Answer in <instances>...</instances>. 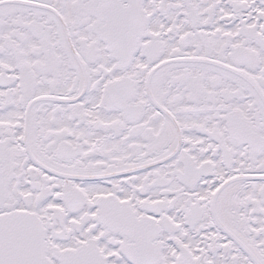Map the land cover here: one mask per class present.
<instances>
[{"label": "snow or ice", "instance_id": "snow-or-ice-1", "mask_svg": "<svg viewBox=\"0 0 264 264\" xmlns=\"http://www.w3.org/2000/svg\"><path fill=\"white\" fill-rule=\"evenodd\" d=\"M0 264H264V0H0Z\"/></svg>", "mask_w": 264, "mask_h": 264}]
</instances>
